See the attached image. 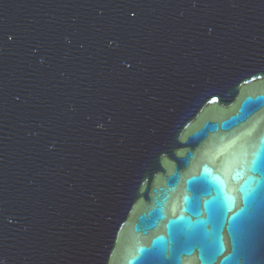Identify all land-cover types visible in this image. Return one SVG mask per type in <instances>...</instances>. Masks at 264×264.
I'll use <instances>...</instances> for the list:
<instances>
[{"label": "water", "instance_id": "obj_1", "mask_svg": "<svg viewBox=\"0 0 264 264\" xmlns=\"http://www.w3.org/2000/svg\"><path fill=\"white\" fill-rule=\"evenodd\" d=\"M0 264H264V0H0Z\"/></svg>", "mask_w": 264, "mask_h": 264}]
</instances>
